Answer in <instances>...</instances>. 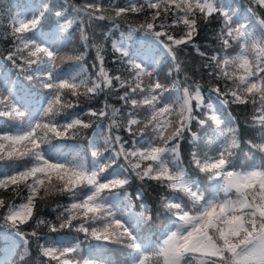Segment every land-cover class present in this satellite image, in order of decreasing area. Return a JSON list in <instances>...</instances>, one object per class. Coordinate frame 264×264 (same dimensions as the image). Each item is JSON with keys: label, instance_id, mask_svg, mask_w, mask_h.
I'll list each match as a JSON object with an SVG mask.
<instances>
[{"label": "snow or ice", "instance_id": "obj_1", "mask_svg": "<svg viewBox=\"0 0 264 264\" xmlns=\"http://www.w3.org/2000/svg\"><path fill=\"white\" fill-rule=\"evenodd\" d=\"M54 7L34 0L30 18L9 12L3 25L12 47L0 68L10 64L16 79L0 72V193L21 202L0 194V220L12 230L0 237L12 240L0 244V264H26L30 237L45 241L37 250L46 264H264V0H84L70 6L64 24L44 31L41 21ZM129 16L143 19L133 24ZM210 20L219 22L220 46L207 55L195 38ZM101 21L110 22L102 39L118 54L115 69L105 66L102 43L91 45L93 62L84 63L88 29ZM74 24L84 50L66 53ZM138 31L162 47L165 61L151 48L128 50ZM188 45L208 61L207 80L190 76L178 56ZM110 93L119 108L105 99L99 110L69 111L82 97ZM229 105L252 106L247 126L262 142L246 143L261 153L258 164L255 154L245 163L237 156L240 125ZM85 117H107V132L93 133L86 149L69 146L92 128ZM134 180L166 191L155 212L143 188L127 191ZM52 196L69 201L56 205L58 224L39 215L38 202ZM113 245L122 246L120 259Z\"/></svg>", "mask_w": 264, "mask_h": 264}, {"label": "trees", "instance_id": "obj_2", "mask_svg": "<svg viewBox=\"0 0 264 264\" xmlns=\"http://www.w3.org/2000/svg\"><path fill=\"white\" fill-rule=\"evenodd\" d=\"M84 0H52V5H54V8H50L49 11L45 14V18L41 21V29L44 31H50L54 30L57 25H62L65 23V18H70L71 8L70 6L72 4H81ZM107 0H105V3ZM34 0H0V56L6 55L7 51L11 49L12 47V39L11 37L4 38L3 34L8 32V28L3 27V25H6L8 23V20L5 18L7 17V14L10 12L12 15H15L17 12L29 14L30 18V12L33 7ZM63 5V7H61ZM236 5H248V0H236ZM56 12H62L64 13V17H58L56 15ZM127 19L135 24L140 22L143 17H137V16H129ZM110 25L109 21H101V22H94L91 27L88 29V35H89V48H88V55L84 59V63L86 65H91L93 62V58L95 55V49L91 47L93 44H104V57H105V66L108 69H115L117 67H120L115 60L116 55L114 54L111 49L110 42H104L102 39V34L108 30V27ZM219 22L216 20H210L207 23H201L200 24V32L199 35L195 38V42L201 46V51L205 52L207 55L212 54L213 49L219 48V43L217 40V32L219 30ZM124 29L127 28V25L123 26ZM172 31H175L177 35L180 34L181 29L175 28L172 29ZM68 40L70 41L68 43L67 48L64 49L66 53H71L72 49H79L83 51L84 49L81 47V41H80V30L79 28L74 24L71 29H69V32L66 33ZM116 39H119V32L115 35ZM143 44L151 48L153 51H156L155 53H161L159 49H162V47H157L156 42L153 40L152 37L145 35L144 32L138 31L133 33L130 37L126 40V46L129 51L133 52L135 54L137 49H142ZM178 56L181 60L186 61V69L190 76H192L195 79H201L203 77L204 80H207L206 72L203 68V65L207 63L208 61L205 60L203 57L199 56L196 51L190 46H186L183 48V51L178 52ZM166 57V55H164ZM10 72L11 78L13 80L16 79V70L11 68V65L8 64L5 68H0V72ZM89 71L92 72L93 70L91 67H89ZM203 82V81H202ZM23 85L25 87H32V83L28 81H23ZM35 91V89H34ZM117 93H110L107 96L101 95L98 98H94L91 100H86L85 98H81L80 105L76 109H70L72 111H81V110H87V108L91 107L96 110H99L105 101L107 99L108 103L111 105H114L115 107H120V102L117 99ZM228 111L230 114L235 117L237 123L240 125V139H241V145L240 149L237 152V156L240 159L242 163H245L247 161H251L253 159V155L255 154V161L258 164L260 162L261 153L258 150L250 148V146L246 143L247 141L251 140L253 144L261 143L262 141L258 138V129H253L251 127H248L247 125H250L252 123L251 117L253 115L252 106H236V105H229ZM85 119H91L93 120V126L90 129H84L81 131V135L77 137L76 140H79L81 138H85L89 135H91L92 132L96 131V128L98 127V124L101 127V131L107 132V126L109 124V119L107 117L102 119H97L95 117H85ZM198 126L193 128V131H197ZM100 131V132H101ZM120 135L125 136V132L123 129L120 130ZM187 137V134H186ZM101 144L103 145V136H101L100 140ZM181 152L185 158V163H187L188 158V144L187 141L182 143L181 145ZM246 158V159H245ZM130 191L135 193L137 190L143 188L145 191V201L153 208V211L155 212L159 208V195H166V191L162 188H158V186L155 185V182H141L139 180H134L130 186H128ZM4 195L5 199H14L15 202L18 204L21 202L20 197H13L11 191L7 193H0ZM26 190L23 188L21 189V196L26 195ZM69 203L68 199L66 197H57L52 196L47 198L45 201L38 202V208H39V215L43 217L44 219L48 221H52L53 223H59L57 221L56 217L59 214V212L63 211L62 208H57V204H67ZM166 217L161 214L159 216V219L155 220V228H159L161 225V222L164 221ZM0 223H4L3 220H0ZM31 225V222H30ZM24 231H31V226H25L23 227ZM39 233L43 235L48 231L47 226H42L39 230ZM31 242V255L27 259L26 264H46V258L41 257L38 250H37V243L44 244V240H40L37 242L34 238H29Z\"/></svg>", "mask_w": 264, "mask_h": 264}]
</instances>
